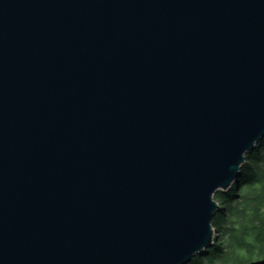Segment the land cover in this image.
<instances>
[{"label": "water", "instance_id": "obj_1", "mask_svg": "<svg viewBox=\"0 0 264 264\" xmlns=\"http://www.w3.org/2000/svg\"><path fill=\"white\" fill-rule=\"evenodd\" d=\"M263 139L264 0H0V264H188Z\"/></svg>", "mask_w": 264, "mask_h": 264}, {"label": "trees", "instance_id": "obj_2", "mask_svg": "<svg viewBox=\"0 0 264 264\" xmlns=\"http://www.w3.org/2000/svg\"><path fill=\"white\" fill-rule=\"evenodd\" d=\"M246 160L233 185L215 194L213 244L188 264H249L264 257V139Z\"/></svg>", "mask_w": 264, "mask_h": 264}, {"label": "flooded vegetation", "instance_id": "obj_3", "mask_svg": "<svg viewBox=\"0 0 264 264\" xmlns=\"http://www.w3.org/2000/svg\"><path fill=\"white\" fill-rule=\"evenodd\" d=\"M262 259H264V257L255 258L254 261H258V260H262Z\"/></svg>", "mask_w": 264, "mask_h": 264}]
</instances>
